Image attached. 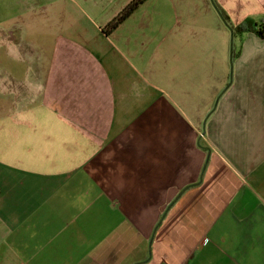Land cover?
<instances>
[{
	"label": "crops",
	"instance_id": "1",
	"mask_svg": "<svg viewBox=\"0 0 264 264\" xmlns=\"http://www.w3.org/2000/svg\"><path fill=\"white\" fill-rule=\"evenodd\" d=\"M0 0V264H264V0Z\"/></svg>",
	"mask_w": 264,
	"mask_h": 264
},
{
	"label": "trees",
	"instance_id": "2",
	"mask_svg": "<svg viewBox=\"0 0 264 264\" xmlns=\"http://www.w3.org/2000/svg\"><path fill=\"white\" fill-rule=\"evenodd\" d=\"M143 0H131L124 9L114 17L110 23L109 28H114L117 26L121 21H123L131 12H133ZM214 6L216 7L219 15L221 16L224 24L234 33V35H241L245 32L253 31L259 37H264V22L257 23L252 18H247L239 24L233 25L229 19L227 13L220 8V6L213 2Z\"/></svg>",
	"mask_w": 264,
	"mask_h": 264
}]
</instances>
